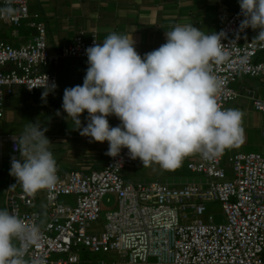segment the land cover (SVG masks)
I'll list each match as a JSON object with an SVG mask.
<instances>
[{
  "label": "built area",
  "instance_id": "2783aa9c",
  "mask_svg": "<svg viewBox=\"0 0 264 264\" xmlns=\"http://www.w3.org/2000/svg\"><path fill=\"white\" fill-rule=\"evenodd\" d=\"M11 6L16 14L0 22L13 26L18 37L26 21L34 34L20 46L0 40V118L6 98L15 88L23 87L33 96L44 91L49 82L55 83L54 92L58 91L59 78L47 69L58 67L64 59L87 60L86 49L98 42L96 33L87 37L81 32L71 44L49 52L47 26L37 21L39 14L31 13L30 0H13ZM242 19L238 5L218 32L224 34L221 43L227 58L208 68L221 82L216 96L221 109H229L241 97L235 88L240 78H264V61H257L264 54V46L253 40L257 32L240 30ZM248 97L254 109L264 113V97H256L252 91ZM261 136L264 140V127ZM14 138L8 136L2 141L10 143L18 158ZM195 155L188 169L202 175L205 182L125 181L123 173L141 161L132 160L123 149L117 158L105 154L107 162L102 169L57 173L58 182L51 191L41 190L35 195L14 192L8 210L41 233L39 244L27 248L25 261L80 264L78 252L84 248L110 255V263L100 264H264V154L231 157L232 180H227L223 169V153L213 158ZM107 195L116 197V210L106 214L101 228L97 224ZM66 196L76 199L75 207L60 203ZM212 202L222 205L225 224H216L212 216L205 218L206 204ZM43 213L48 218L46 224ZM53 255H68V259L52 261Z\"/></svg>",
  "mask_w": 264,
  "mask_h": 264
},
{
  "label": "clouds",
  "instance_id": "9594fccd",
  "mask_svg": "<svg viewBox=\"0 0 264 264\" xmlns=\"http://www.w3.org/2000/svg\"><path fill=\"white\" fill-rule=\"evenodd\" d=\"M12 2L3 0L0 20L16 14ZM239 7L240 30L251 28L257 32L253 40L264 46V0H239ZM165 35V43L143 56L133 36L113 32L102 43L95 40L86 49L83 84L64 90L62 108L72 129L90 143L107 142L109 157L127 149L143 166L174 170L195 153L213 158L238 146L243 128L240 111L218 106L221 82L208 70L227 58L224 34H205L188 24L176 25ZM56 87L48 82L42 100ZM85 113L86 126L81 120ZM110 117L119 125L111 126ZM47 131L38 119L14 138L20 158L11 160L9 174L16 183L10 188L19 185L28 195L54 189L57 162ZM40 240L38 227H28L15 212L0 210V264H27V248Z\"/></svg>",
  "mask_w": 264,
  "mask_h": 264
},
{
  "label": "crops",
  "instance_id": "0c3cea01",
  "mask_svg": "<svg viewBox=\"0 0 264 264\" xmlns=\"http://www.w3.org/2000/svg\"><path fill=\"white\" fill-rule=\"evenodd\" d=\"M236 1L35 0L34 3L30 2V10L33 14H39V22L47 26L48 38L51 39V44L55 48L52 53L64 45L71 44L81 32L87 37L96 33L99 43L115 32L128 35L129 38L133 36L136 50L143 56L165 43L166 31H170L176 25L193 24L205 34L218 33L236 9L233 5ZM14 33L13 26L0 22V40L12 45L20 46L27 43L34 34L33 31L22 33L21 29L18 37H15ZM68 60L69 63L62 64L61 62L58 67L47 69L48 72L59 77L60 87L58 91L48 95L46 102L42 100L44 91H38L31 96L23 87H17L24 89L25 97L22 98L20 93L17 96L15 91L13 95L8 96L5 101L4 116L0 118L10 125L26 121L25 114L27 113L34 115L33 118L44 113V117L52 119L56 132L49 134L47 138L52 143L50 150L56 159L57 173L60 175L73 171L90 173L99 170L101 166L98 161L100 158L106 159L105 154L108 150L107 142L90 143L89 138L81 136L79 131H58L61 126L71 122L65 119L67 114L62 108L64 90L82 85L88 67L87 60ZM62 65H64L63 71L61 70ZM235 88L241 97L235 103L230 104L229 109H236L242 113V118L245 116L249 119L251 114L249 110L254 107L251 98L248 97V91L255 93L256 97H264V78L242 77ZM57 112L61 115H57ZM81 120L86 126L87 113L81 117ZM244 122L247 127H258L252 121ZM109 123L111 126H117L120 121L115 117H110ZM263 127L264 124L259 126L260 133ZM14 137L19 138V136ZM3 138L5 137H0V141Z\"/></svg>",
  "mask_w": 264,
  "mask_h": 264
},
{
  "label": "rangeland",
  "instance_id": "374dc122",
  "mask_svg": "<svg viewBox=\"0 0 264 264\" xmlns=\"http://www.w3.org/2000/svg\"><path fill=\"white\" fill-rule=\"evenodd\" d=\"M31 3H34L35 0H30ZM234 7L237 8L239 5V1L233 3ZM38 22L40 21L37 20ZM22 33L25 31H28V33H31L32 30H30L27 27V22H23L21 27ZM49 44H48V51L52 52L55 51V48L53 47V44H51V39L48 38ZM15 46V45H14ZM264 57V56H263ZM69 63V60L64 59L62 60V64ZM63 66L61 67V70L63 71ZM65 68V67H64ZM67 69L65 68V71ZM23 97H25V91L23 88H16L14 90ZM251 114L249 116V119H246L245 116L242 118L241 127L243 128V136L241 138V141L239 142L238 146L232 147L230 149H226L223 152V169L227 173V180L233 179V173H232V167L230 165V158L234 157L238 154H250V153H259L264 154V140L262 139L261 133L259 132V126H262L264 124V113H259L255 111L254 109H250ZM247 113V111H245ZM27 116L26 121L20 122L19 124L10 125L7 124L5 120L0 119V137H8V136H21L19 134H22L25 127L29 124V122L35 123L38 119L40 120V123L43 127H47L48 131L46 133V136L48 137L49 134L52 135L56 132V127L52 124V119L44 117V113L42 115H36V117L33 118L34 115L32 114H25ZM41 118V119H40ZM83 120V119H82ZM252 121L255 124H257L258 127H247L245 126L244 121ZM71 121V120H69ZM83 122V121H82ZM72 129L71 122L68 124H64V126L58 130L61 132H70ZM108 147V144H107ZM20 158V153L18 155ZM14 157V153L10 147V143H2L0 141V210H8V200L11 194L14 192H24L23 189L17 185L15 188H10L12 185L16 183L15 179L9 174L10 168H11V160ZM55 158V157H54ZM196 159V155L193 154L189 157H186L181 166H184L188 164L187 162H190L192 160ZM56 160V159H55ZM106 162V159L100 158L98 161V164H100V169L104 168V164ZM97 164V163H96ZM123 178L125 181L128 180H146L149 182H155V181H167L169 183H173L174 181L176 183L182 182H200L202 180L205 182V178L202 175L199 174H193L190 172L188 176L181 177L179 175L175 174L174 170H164L157 164H151L149 166H143L142 163H140L136 167L129 168L123 173ZM42 201V200H41ZM60 203L68 206L75 207L76 206V199L73 196H66L60 198ZM116 197L114 195H107L101 205V220L97 224L101 228L106 223L105 217L106 214L109 212H112L116 210ZM41 207H45V202L42 201ZM207 213L205 218L208 216H212L215 220V223L218 225H223L226 223V215L223 211L222 205L219 203H207L206 204ZM9 211V210H8ZM42 220L43 223L46 224L48 222L47 215L45 213L42 214ZM96 225V226H97ZM78 256L80 259V264H100L101 261H104L106 263H110V255L108 254H97L93 253L88 249L81 248L78 252ZM67 260L68 255H53L52 261H58V260ZM156 262V261H153Z\"/></svg>",
  "mask_w": 264,
  "mask_h": 264
},
{
  "label": "trees",
  "instance_id": "16d2710c",
  "mask_svg": "<svg viewBox=\"0 0 264 264\" xmlns=\"http://www.w3.org/2000/svg\"><path fill=\"white\" fill-rule=\"evenodd\" d=\"M2 41V40H1ZM5 42V41H4ZM10 44V43H9ZM263 56H264V54L262 55V57H259L258 59H257V61L258 62H260V61H263L264 59H263ZM53 74V73H52ZM56 75V74H55ZM59 78V77H58ZM60 81V80H59ZM142 163V162H141ZM187 163H189V162H187ZM136 167V166H135ZM175 174L176 175H179V176H181V177H185V176H188L189 174H190V171H189V169H188V164H186V165H184V166H182V167H178V168H176L175 169Z\"/></svg>",
  "mask_w": 264,
  "mask_h": 264
}]
</instances>
